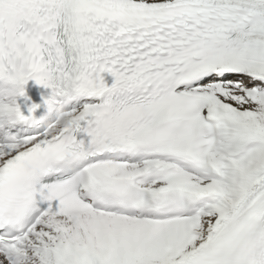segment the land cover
Returning a JSON list of instances; mask_svg holds the SVG:
<instances>
[{"label":"snow or ice","instance_id":"1","mask_svg":"<svg viewBox=\"0 0 264 264\" xmlns=\"http://www.w3.org/2000/svg\"><path fill=\"white\" fill-rule=\"evenodd\" d=\"M0 264H264V0H0Z\"/></svg>","mask_w":264,"mask_h":264},{"label":"clouds","instance_id":"2","mask_svg":"<svg viewBox=\"0 0 264 264\" xmlns=\"http://www.w3.org/2000/svg\"><path fill=\"white\" fill-rule=\"evenodd\" d=\"M61 120L67 123L69 121V117L67 115H61Z\"/></svg>","mask_w":264,"mask_h":264}]
</instances>
